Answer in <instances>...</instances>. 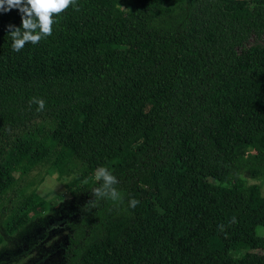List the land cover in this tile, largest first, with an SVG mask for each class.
Returning <instances> with one entry per match:
<instances>
[{
    "label": "trees",
    "instance_id": "trees-1",
    "mask_svg": "<svg viewBox=\"0 0 264 264\" xmlns=\"http://www.w3.org/2000/svg\"><path fill=\"white\" fill-rule=\"evenodd\" d=\"M10 24L0 264H264V0H76L19 52ZM100 166L119 202L90 204Z\"/></svg>",
    "mask_w": 264,
    "mask_h": 264
},
{
    "label": "clouds",
    "instance_id": "clouds-1",
    "mask_svg": "<svg viewBox=\"0 0 264 264\" xmlns=\"http://www.w3.org/2000/svg\"><path fill=\"white\" fill-rule=\"evenodd\" d=\"M71 6L76 9V0H0V14L15 9L20 17V25H8L10 48L13 52H19L25 44L37 45L42 39H46L53 32V25L56 22L57 14L62 13ZM37 104V111L44 109V100L34 98ZM95 181L91 191L93 200L91 205H95L101 200H111L119 202L121 193L115 187L117 178L112 172L103 166L95 170ZM139 206V201L132 200L130 208L132 210Z\"/></svg>",
    "mask_w": 264,
    "mask_h": 264
},
{
    "label": "rangeland",
    "instance_id": "rangeland-1",
    "mask_svg": "<svg viewBox=\"0 0 264 264\" xmlns=\"http://www.w3.org/2000/svg\"><path fill=\"white\" fill-rule=\"evenodd\" d=\"M248 151H250L248 149ZM69 188H66L64 185L58 182V177L55 174L48 175L44 178L42 183L37 188V194L45 200V205L47 209L57 206V198L69 197ZM261 194L264 195V183L261 184ZM256 234L258 236H264V228L257 227ZM40 240V243H44L41 239H52V235H33Z\"/></svg>",
    "mask_w": 264,
    "mask_h": 264
}]
</instances>
